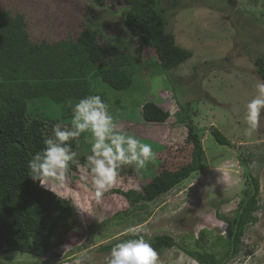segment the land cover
<instances>
[{"label": "rangeland", "instance_id": "374dc122", "mask_svg": "<svg viewBox=\"0 0 264 264\" xmlns=\"http://www.w3.org/2000/svg\"><path fill=\"white\" fill-rule=\"evenodd\" d=\"M161 4L169 6L167 30L192 56L167 70L159 65L154 49L148 48L142 55L146 61L136 64L132 72L129 88L116 90L99 81L93 87L107 97L117 123L151 144L157 154L146 171H135L132 183H144L158 173V153L166 145L187 146L190 124L202 140L207 167L159 199L134 206L117 193H105L97 204L91 184H84L74 172L78 177L73 184L68 182L69 193L80 197L87 212L78 211L71 199H66L74 211V224L64 234V242L55 238L42 256L11 251L0 256V264H103L111 251L103 246L126 237L124 230L131 225L146 227L150 237L169 234L175 238L176 246L157 251L159 264H201L184 248L197 243L209 248L215 236H226V225L235 218L248 188L240 155L247 158L249 171L259 178L260 207L255 213L257 220L246 228L241 252L228 264H264V112L259 128L251 136L244 134L246 104L256 94L255 84L264 82L256 65L258 58H264V0H161ZM0 6L24 12L35 36L47 41L75 37L87 26L100 29L106 58L114 51L137 52V39L123 26L124 12L102 7L94 0H0ZM147 101L168 110V119L146 121L142 106ZM214 127L236 147L215 141L211 134ZM82 144L90 152V145ZM182 162L173 161L165 171L181 170ZM124 206L129 213L115 217ZM203 230L209 235L203 236Z\"/></svg>", "mask_w": 264, "mask_h": 264}, {"label": "trees", "instance_id": "16d2710c", "mask_svg": "<svg viewBox=\"0 0 264 264\" xmlns=\"http://www.w3.org/2000/svg\"><path fill=\"white\" fill-rule=\"evenodd\" d=\"M94 1L102 7L124 12L123 26L138 41L136 53L114 51L106 58L100 29L87 26L75 37L47 41L35 36L24 12L0 6V256L15 250L42 256L55 238L63 243L64 234L73 227L71 203L40 187L29 176L27 167L32 156L44 147V137L52 134L53 125L61 120L69 123L72 106L85 96L100 95L109 103L93 87L95 82H104L116 90L129 88L136 64L146 61L142 56L145 49L153 48L159 65L167 70L178 67L193 54L178 45L175 35L167 30L169 6L162 5L161 0ZM256 65L264 79V58H258ZM142 114L148 122L161 123L170 115L154 101L143 104ZM211 134L221 145L236 147L216 127L211 129ZM186 140L187 146L175 142L158 153V173L146 182L132 183L135 169L126 166L120 170L117 185L106 193H117L132 206L153 202L194 172L203 170L207 167L205 150L193 124L188 126ZM82 141H85L84 135L78 141L69 142L79 162V166H69L71 184L78 177L74 172L82 175L86 169L84 154H90ZM174 159L183 161L178 168L181 170L168 173L165 169H169ZM246 159L240 155L248 188L239 201L235 218L226 225V236H215L209 248L202 243L184 248L201 264H228L241 252L247 226L257 220L259 178L249 171ZM124 184L129 187H123ZM129 211L124 206L115 217L120 218ZM202 232L203 236L209 235L206 230ZM146 239H150L158 252L177 245L169 234ZM118 241L103 249H111ZM215 245L220 249L215 250Z\"/></svg>", "mask_w": 264, "mask_h": 264}, {"label": "clouds", "instance_id": "9594fccd", "mask_svg": "<svg viewBox=\"0 0 264 264\" xmlns=\"http://www.w3.org/2000/svg\"><path fill=\"white\" fill-rule=\"evenodd\" d=\"M256 94L247 102L244 121L245 135L251 136L260 125L264 112V82L255 84ZM69 123L59 121L52 127V134L45 135L41 151L28 162L29 176L40 187L53 192L60 199H71L80 212L87 208L80 197L69 193L68 172L70 164H77V153L72 140L82 135L90 145L86 169L80 179L91 184L92 198L101 204L106 192L118 183L120 170L134 167L137 173L146 171L157 159L151 144L144 143L119 125L110 112V106L100 95H88L76 102L71 109ZM127 239L119 240L104 257L103 264H159V254L152 246L150 231L141 225H131L124 230Z\"/></svg>", "mask_w": 264, "mask_h": 264}]
</instances>
